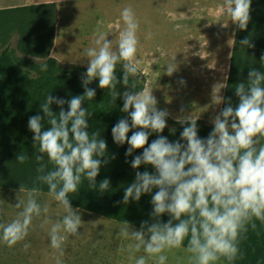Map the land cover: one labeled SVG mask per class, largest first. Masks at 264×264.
I'll list each match as a JSON object with an SVG mask.
<instances>
[{
  "label": "clouds",
  "instance_id": "obj_1",
  "mask_svg": "<svg viewBox=\"0 0 264 264\" xmlns=\"http://www.w3.org/2000/svg\"><path fill=\"white\" fill-rule=\"evenodd\" d=\"M251 5L252 0H223L221 7L240 30H247ZM121 18L124 27L118 30L117 38L109 40L98 29L92 46L85 50L88 66L82 75L84 94L69 100L50 94L40 105L44 116L37 114L28 121L39 153L34 155L35 160L42 162L47 157L53 165L46 171L47 165L40 163L36 179L39 184L47 185L49 196L65 210L60 220L51 223L48 232L51 247L60 256H63L66 234L80 236L78 229L82 227L81 215L73 208L69 194L78 192L85 179L96 189V178L102 165L108 162L106 140L99 131H87L89 113L82 104L96 96L95 89L88 85L98 78L99 87L110 89L116 100L120 96L117 84L121 83L117 66L123 69L125 86H129L130 77L135 80L141 74V61L137 58L138 19L131 7L123 9ZM239 43L241 47L254 46L250 38ZM174 61L165 68L170 76L177 71ZM261 63L264 64V57ZM48 67L47 63L41 65V71H47ZM131 87L135 89L136 84L133 82ZM218 87L225 85H215L214 92ZM236 95L238 105L233 107L229 102L213 118L214 127L207 138L199 137L198 119L188 115L178 119L185 125L180 136L186 143L170 142L159 135L149 145L150 133L164 132L169 112L157 107L153 90L147 87L123 93L121 111L128 114L131 122L120 119L112 127L113 140L118 145H130L126 156L143 149L142 154L132 159L131 167L151 165L155 174L137 171L120 202L127 205L131 200L139 201L142 195L158 189L151 197L154 222L143 221L136 230L125 221L119 229L118 236L130 241L122 249L130 258L138 252L144 253L135 258V264H148L150 260L154 264H167L166 252L181 248L185 241L190 264H217L221 260L233 264L242 258L240 241L246 237L249 227L256 229L255 221L264 224V72L252 68L247 84L236 86ZM213 102L220 104L222 98L213 96ZM52 104L59 105L58 114L52 110ZM45 118L50 125L47 129ZM129 132H132L130 137ZM28 158L21 153L16 160L23 164ZM98 188L101 192L109 190L110 180L105 178ZM22 193L27 194L26 199L21 198ZM39 195L38 186L26 189L21 184L15 207L22 211L11 222L0 223V240L8 247L25 240L35 217H45L41 227L50 223L49 208L38 202ZM164 214L170 217L167 222L160 219ZM24 247L27 249L29 245ZM57 264H61L59 257Z\"/></svg>",
  "mask_w": 264,
  "mask_h": 264
},
{
  "label": "trees",
  "instance_id": "obj_2",
  "mask_svg": "<svg viewBox=\"0 0 264 264\" xmlns=\"http://www.w3.org/2000/svg\"><path fill=\"white\" fill-rule=\"evenodd\" d=\"M16 10H19V13L21 11L28 13L29 26L27 45L22 41V23L17 27L21 32L18 50L29 56L44 57L46 60L37 65L31 59L18 56L8 44L0 50V186L19 190L22 184L26 189L38 186L40 192H49L47 185L39 184L37 181L36 178L40 174L37 169L40 163L47 165L46 171L51 170L53 165L48 162L47 157L42 162L35 160L34 155L39 153L34 147V133L29 129L28 121L31 116L37 114L44 116L40 105L50 94L65 100L83 95L82 75L87 68L75 64L66 66L49 57L57 19L54 4L29 5L14 8V11ZM250 16L247 30H240L238 26L236 28L222 109L229 102L233 107L238 105L236 86L239 83L247 84L248 73L252 68L264 72V64L261 63V58L264 57V0H252ZM244 38H250L254 46L241 47L239 41ZM45 63L49 66L48 70L41 71V65ZM116 74L121 81L117 84L120 96L116 100L113 99L110 89L99 87L97 78L88 85L89 88L95 89V98L91 101L85 100L82 104L89 113L87 131L89 133L99 131L101 138L107 142L108 162L100 169L96 178V189L91 188L85 179L78 192L69 194V199L74 207L123 223L127 221L131 226L140 229L141 222L148 221L150 224L154 222L151 217L153 211L151 197L158 189H153L152 194L142 195L139 201L131 200L127 205L120 201L125 188L134 181L137 171L155 174V168L151 165H141L139 169H133L131 161L135 156L142 154L143 149L135 150L132 156H126L130 145L116 144L111 130L120 119L127 118L131 122L128 114L121 111L124 103L123 93L142 90L146 86L147 78L141 71L135 80L130 77L129 86H125L122 83L121 65L117 66ZM133 82L136 84L135 89L131 87ZM51 108L57 114L60 111L59 105L52 104ZM64 108L68 110V105L65 104ZM167 121L175 126L173 128L167 126L163 133H150L149 145L159 135L167 137L170 142L186 143L180 136L185 125L171 119L170 116ZM44 126L45 129L50 127L46 118ZM197 127L199 137L207 138L214 125L198 119ZM136 130L138 129L132 131ZM128 135L130 137L132 132ZM21 153L29 157L23 164L16 160L17 155ZM105 178L110 180V189L101 192L98 185ZM160 219L167 222L170 217L164 214ZM255 223L256 229L249 227L246 237L240 241L242 258L233 264H264V224L260 221ZM186 244L187 241L184 247Z\"/></svg>",
  "mask_w": 264,
  "mask_h": 264
},
{
  "label": "rangeland",
  "instance_id": "obj_3",
  "mask_svg": "<svg viewBox=\"0 0 264 264\" xmlns=\"http://www.w3.org/2000/svg\"><path fill=\"white\" fill-rule=\"evenodd\" d=\"M194 1L79 0L62 6L72 8L70 13L73 20L72 24L77 29V25L80 23L79 27L83 33L81 39L84 40L87 37V46L91 45L94 32H97L98 29L104 31L106 23L112 26L110 29H113L115 33L114 36L109 37V40L117 38L118 30H122L124 27L121 12L125 7H131L139 22L137 58L141 61V71L150 82L148 88L153 90V95L158 101L157 107L161 110H167L170 118L175 121L181 117L193 115L203 122L213 124V118L222 110L225 87L214 93L213 96L216 99L222 98L220 104H215L213 96L203 102L201 101L202 95L198 99L199 94H188L187 86L192 80L195 82L191 85L194 87L201 86L200 83L204 79L203 75L211 76L207 79H220L218 82L226 86L230 59L228 60L227 55L223 53L221 66L209 71L203 68L202 63L194 62L189 65L186 62L188 57L186 47L190 42L188 38L192 37L191 34L197 35L195 31L190 33L187 26L193 24L192 29H194L198 21H190L189 18L188 20L183 19L180 12L188 14ZM211 1L223 3V0ZM10 6L13 5H0L2 7L0 9V50L8 44L18 56L31 59L40 65L44 60L40 58L35 60L31 56L21 53L17 48L21 34L17 27L21 23L23 25L22 41H25L26 45L28 44L26 40L27 32H29L28 13H24V11L19 13V10L14 11V8H10ZM175 19L182 20L178 23V29L175 28ZM82 20H84V24ZM226 23L231 37L235 23L228 16ZM87 32L88 36H86ZM174 59L177 71L170 76L165 72V68ZM64 65L68 66V64ZM181 80L186 83L182 84ZM167 126L173 128L175 125L167 121ZM18 195V189H7L0 186V223L11 222L22 211V208L15 207V204L18 203ZM21 198L26 199L27 194L22 193ZM37 199L42 205L47 204L49 208L47 218L50 223L41 227L45 217H35L29 229V235L24 241L11 248L0 240V264H57V257H59L61 264H135V258L144 255L141 251L136 253L135 257L130 258L129 253L122 250L126 249L127 244L130 243V241L118 236L123 222L73 206L74 209L79 210L82 227L78 229L80 236L66 234L63 254L65 251L68 252V260L65 261L63 256H60L51 247L48 234L51 223L60 220L65 214V210L62 205L49 196L48 192H40ZM131 227L139 230L137 227ZM25 244L29 245L27 249L24 247ZM166 254L168 255L167 264H190V254L185 251L184 246L168 251ZM148 263L150 264V261ZM217 264L225 263L219 261Z\"/></svg>",
  "mask_w": 264,
  "mask_h": 264
},
{
  "label": "crops",
  "instance_id": "obj_4",
  "mask_svg": "<svg viewBox=\"0 0 264 264\" xmlns=\"http://www.w3.org/2000/svg\"><path fill=\"white\" fill-rule=\"evenodd\" d=\"M75 1L79 0H0V5L10 4L13 5L10 6V8H18L29 5L43 4L48 6L49 4H54L57 19L54 28L53 43L49 50V57L55 58L62 64H75L87 68L88 61L85 50L92 46V42L90 46L86 45L87 37L84 40L81 39L83 33L79 27L80 23L77 25V29H75L76 27L72 24L73 20L72 15L70 14L72 8L62 6L63 4H69ZM222 4V2H212L211 0H195L188 14L180 12V16L183 17V19L186 18L185 20H188L189 18L190 21H198V24L194 29H192L193 24H188L187 26L190 33H193L192 31L197 33V35L191 34L192 37L188 38V41L190 42L186 47L188 52L186 62L189 65L194 62L202 63L203 68L206 69V71H209L221 66V60L222 57H224L223 53L227 55L228 60L231 58L237 25L235 24L230 37V33L227 30V16L224 14V10L221 7ZM1 8L2 7H0V9ZM82 21L84 24V20ZM179 21L182 20L175 19L176 29H178L177 26ZM110 27L112 26H109L108 23H106L103 31L108 38L115 35L113 29H110ZM92 31L94 32V30ZM94 33L93 38L98 34L97 32ZM86 36H88V32L86 33ZM31 57L35 60L39 58L46 60L44 57ZM203 78L204 79H202L200 83L201 86L199 87L191 85V83L195 82L194 80L189 81L186 91L188 94H199L198 99H200V95H202L201 101L205 102L207 101L206 99H210L214 93L220 89L218 87L214 92V87L215 85L220 84L218 82L220 79H207L211 78L210 75H203ZM149 83V80H147V88L149 87ZM63 258L65 261L68 260V252H64ZM150 264H154V261L150 260Z\"/></svg>",
  "mask_w": 264,
  "mask_h": 264
}]
</instances>
